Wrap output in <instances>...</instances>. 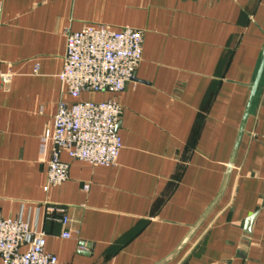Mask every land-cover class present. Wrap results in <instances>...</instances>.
<instances>
[{
	"label": "crops",
	"instance_id": "obj_1",
	"mask_svg": "<svg viewBox=\"0 0 264 264\" xmlns=\"http://www.w3.org/2000/svg\"><path fill=\"white\" fill-rule=\"evenodd\" d=\"M0 22L2 217L44 232L57 264H158L230 170L164 264H264V0H0ZM91 24L143 33L114 95L123 148L109 166L64 152L68 179L46 190L40 141L59 104L112 96L73 97L58 77L66 32Z\"/></svg>",
	"mask_w": 264,
	"mask_h": 264
},
{
	"label": "built area",
	"instance_id": "obj_2",
	"mask_svg": "<svg viewBox=\"0 0 264 264\" xmlns=\"http://www.w3.org/2000/svg\"><path fill=\"white\" fill-rule=\"evenodd\" d=\"M1 25V22H0ZM143 33L123 27L91 24L78 31L66 32L64 65L58 77L69 94L80 97L84 92H107L111 97L100 100L61 102L53 126L40 141V154L48 167L46 190L68 179L69 158L92 165H115L123 148L118 125L123 108L114 95L134 77L142 59ZM0 79L7 83L11 74L0 68ZM69 219L64 216V225ZM63 237H70L65 230ZM44 232L32 229L21 217L0 215V259L2 264H57V257L46 250Z\"/></svg>",
	"mask_w": 264,
	"mask_h": 264
},
{
	"label": "water",
	"instance_id": "obj_3",
	"mask_svg": "<svg viewBox=\"0 0 264 264\" xmlns=\"http://www.w3.org/2000/svg\"><path fill=\"white\" fill-rule=\"evenodd\" d=\"M263 72H264V49H263V57H262V62H261V65H260V68H259V71H258V74H257V77H256V80L254 82V85H253V89H252V97H254L255 93H256V90L258 88V85L261 81V78H262V75H263ZM243 131V127L241 129V132L240 134L242 133ZM240 138V137H239ZM233 160H231L230 162V166L232 164ZM230 171V170H229ZM229 171L226 175V178H225V181H224V185L218 195V197L215 199V201L212 203V205L209 207V209L206 211V213L203 215V217L200 219V221L192 228L191 232L189 233V235L184 239V241L181 243V245L177 248V250L172 254L170 255L169 257H167L166 259H164L163 261H161L160 263L158 264H164L165 262L171 260L172 258H174L178 253L179 251L182 249V247L184 246V244L188 241V239L190 238V236L194 233V231L198 228V226L200 225V223L203 221V219L208 215V213L212 210V208L215 206V204L218 202V200L220 199L221 195L223 194L224 192V189L226 187V184H227V180H228V177H229ZM253 217L250 218V220L252 219Z\"/></svg>",
	"mask_w": 264,
	"mask_h": 264
},
{
	"label": "rangeland",
	"instance_id": "obj_4",
	"mask_svg": "<svg viewBox=\"0 0 264 264\" xmlns=\"http://www.w3.org/2000/svg\"><path fill=\"white\" fill-rule=\"evenodd\" d=\"M86 99V97H84Z\"/></svg>",
	"mask_w": 264,
	"mask_h": 264
}]
</instances>
